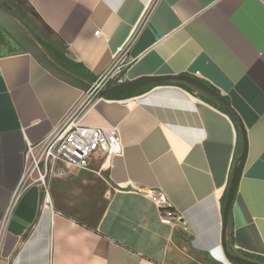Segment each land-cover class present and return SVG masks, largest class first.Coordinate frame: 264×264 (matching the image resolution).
Returning a JSON list of instances; mask_svg holds the SVG:
<instances>
[{
  "label": "crops",
  "instance_id": "obj_1",
  "mask_svg": "<svg viewBox=\"0 0 264 264\" xmlns=\"http://www.w3.org/2000/svg\"><path fill=\"white\" fill-rule=\"evenodd\" d=\"M26 1L85 68V82L126 55L128 82L187 75L231 104L248 143L230 221L234 249L264 258V0ZM158 85L128 99L100 97L82 118L117 128L125 148L110 165L94 161L82 181H60L109 191L89 226L45 207L39 186L21 188L29 145L85 92L22 49L0 55V264H228L223 198L244 149L237 122L198 91ZM149 190L166 194L171 222Z\"/></svg>",
  "mask_w": 264,
  "mask_h": 264
},
{
  "label": "built area",
  "instance_id": "obj_2",
  "mask_svg": "<svg viewBox=\"0 0 264 264\" xmlns=\"http://www.w3.org/2000/svg\"><path fill=\"white\" fill-rule=\"evenodd\" d=\"M126 55L118 56L111 66L93 83L96 91L106 90L128 82ZM100 98L96 92L85 93L82 99L64 118L62 123L40 144L29 145L26 153V170L21 188L39 186L45 191V207L52 206L51 184L54 179H65L69 171L91 170L94 161L102 167L125 152L117 128H91L82 124L84 114ZM161 209L165 222L174 219L166 194L162 190L145 193ZM173 209V208H172ZM228 264H232L228 261Z\"/></svg>",
  "mask_w": 264,
  "mask_h": 264
},
{
  "label": "water",
  "instance_id": "obj_3",
  "mask_svg": "<svg viewBox=\"0 0 264 264\" xmlns=\"http://www.w3.org/2000/svg\"><path fill=\"white\" fill-rule=\"evenodd\" d=\"M0 27L23 51L32 56L39 63V65H41V67H43L47 72L60 79L61 81L75 88H78L79 90L85 93L96 92L101 98L113 99L128 92L139 90L142 88L152 87L161 83L181 82L189 85L199 93L209 97L221 107H223L227 112H229L240 126L244 140V149L238 164L234 168L226 203L224 206L223 248L229 262L232 264H261L244 258L242 256L233 255L228 250L227 233L229 227L230 213L245 168V163L248 154V143L245 127L243 126L236 112L231 107V104L219 92H217L207 84L203 83L202 81L187 75L143 78L134 82H127L124 84L115 85L106 90L96 91L94 89L93 84L85 82L81 78L63 69L54 60H52L51 57L39 45V43L22 26V24L2 8H0Z\"/></svg>",
  "mask_w": 264,
  "mask_h": 264
},
{
  "label": "trees",
  "instance_id": "obj_4",
  "mask_svg": "<svg viewBox=\"0 0 264 264\" xmlns=\"http://www.w3.org/2000/svg\"><path fill=\"white\" fill-rule=\"evenodd\" d=\"M3 2H4V5L0 4V8H2L3 10L11 14L14 18L18 20L22 24V26L27 30V32L39 43V45L43 48V50L51 57L52 60H54L59 66H61L63 69L67 70L68 72L74 74L75 76L83 80L86 79L85 68L81 64L70 60L66 56L67 45L42 23L41 19L36 15L34 9L30 7V5L27 3L26 0H3ZM1 40L4 42V38L2 36H1ZM96 80L97 78L93 80V83ZM163 85H174V86L184 88L190 93H197L195 89L181 82H165V83L159 84L158 86H163ZM153 87H156V86L134 90L126 94L117 96L114 99L120 100V99H128V98L136 97V96L142 95L150 91ZM201 97L206 102L213 105L214 107L229 114V112H227L223 107H221L219 104H217L215 101H213L209 97H206L203 95H201ZM236 127L239 133V146L241 147L243 136H242V132H241V129L238 123H236ZM240 149H239V153H237L238 162L240 159V152H241ZM228 190L223 198V208L226 203ZM170 211L175 213L174 209L172 208L170 209ZM231 214H232V210L230 213L229 227H228V233H227L228 250L233 255H239V253L234 249V236H233L232 224L230 222ZM243 257L249 260L264 264V258L247 255V254H243Z\"/></svg>",
  "mask_w": 264,
  "mask_h": 264
},
{
  "label": "rangeland",
  "instance_id": "obj_5",
  "mask_svg": "<svg viewBox=\"0 0 264 264\" xmlns=\"http://www.w3.org/2000/svg\"><path fill=\"white\" fill-rule=\"evenodd\" d=\"M0 4L4 5L3 0H0ZM1 36L4 38V42L1 40ZM18 50H21V48L0 27V55L13 53ZM84 174V171L72 170L69 171L66 179L69 176H79L78 181H82L86 178ZM60 181L61 179L59 178L53 180V189H50L53 207H49L55 210L61 209L69 211L73 217L83 221L86 225L91 226L97 223L106 206V196H108L109 191L107 195H105L106 192H103L105 191L103 187L99 186L100 184H94L89 185L88 189L85 188V190L81 192V189L83 190L84 188H80L79 182L76 184L66 185L65 183V185H62ZM105 188H107L106 184ZM63 193H65L64 196ZM55 198L59 199L58 204Z\"/></svg>",
  "mask_w": 264,
  "mask_h": 264
}]
</instances>
